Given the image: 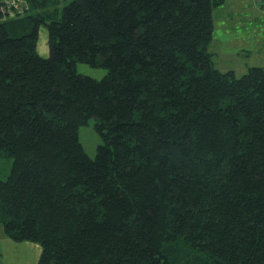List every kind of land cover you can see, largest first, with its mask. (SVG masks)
<instances>
[{"label": "trees", "instance_id": "1", "mask_svg": "<svg viewBox=\"0 0 264 264\" xmlns=\"http://www.w3.org/2000/svg\"><path fill=\"white\" fill-rule=\"evenodd\" d=\"M26 2L0 13V234L37 264H264V66L214 67L225 0Z\"/></svg>", "mask_w": 264, "mask_h": 264}, {"label": "rangeland", "instance_id": "2", "mask_svg": "<svg viewBox=\"0 0 264 264\" xmlns=\"http://www.w3.org/2000/svg\"><path fill=\"white\" fill-rule=\"evenodd\" d=\"M70 0H65L69 2ZM244 3V0H241ZM254 1V0H253ZM252 2L248 9H238L228 0L225 6H220L214 11V33L208 50L212 52V62L220 71L233 70L236 77L244 74L250 66H264V14L259 8H253ZM252 6V7H251ZM227 9V10H226ZM229 11L232 19L227 20L224 25L217 20L219 16ZM243 14V15H242ZM238 17V19H237ZM245 17V19L243 18ZM235 28V30H231ZM39 54L48 55L47 30L40 26L38 44ZM42 49H45L42 52ZM78 72L100 79L106 69L93 67L87 63L77 62ZM79 140L86 153L94 157L97 146L102 143V138L94 128V119L79 128ZM12 166L10 156L0 155V177H6ZM11 241L9 246L0 247V264H37L41 247L33 241L15 242Z\"/></svg>", "mask_w": 264, "mask_h": 264}, {"label": "crops", "instance_id": "3", "mask_svg": "<svg viewBox=\"0 0 264 264\" xmlns=\"http://www.w3.org/2000/svg\"><path fill=\"white\" fill-rule=\"evenodd\" d=\"M251 1L252 2H254L253 0H244V3H242V1L241 0H231V3H233V6H235V7H237L238 9H248L249 7H247V6H249L250 5V3H251ZM227 2H228V0H225V2L222 4V5H219V6H217V7H215L214 9H213V11H212V18H213V33H214V29H215V25H214V11L215 10H219V7L220 6H225L226 4H227ZM252 6H253V8H254V6H255V8H259L256 4H255V2L254 3H252ZM251 6V7H252ZM227 10V9H226ZM226 10H224V11H226ZM259 10H260V12H261V14H264V10H262L261 8H259ZM243 15V14H242ZM244 19H245V17H243ZM229 19H232L231 17H230V13H229V11H226V13L225 14H222L221 16H219L218 18H217V20L218 21H220V24L221 25H224V23L225 22H228L227 20H229ZM237 19H238V17H237ZM231 30H235V28H232ZM212 38H213V36H212ZM37 44H38V42H37ZM209 46V45H208ZM37 49H38V51H39V48L37 47ZM45 51V49H42V52H44ZM40 53V52H39ZM212 53V52H211ZM41 54V53H40ZM42 55H44V54H42ZM11 241H9V239L8 238H6V237H4L2 234H0V247H2L3 245H7V246H9L10 244H12V243H10ZM1 249V248H0ZM1 257V256H0Z\"/></svg>", "mask_w": 264, "mask_h": 264}, {"label": "built area", "instance_id": "4", "mask_svg": "<svg viewBox=\"0 0 264 264\" xmlns=\"http://www.w3.org/2000/svg\"><path fill=\"white\" fill-rule=\"evenodd\" d=\"M256 5L264 10V0H254ZM28 9L26 0H0V13L3 16L19 17Z\"/></svg>", "mask_w": 264, "mask_h": 264}]
</instances>
